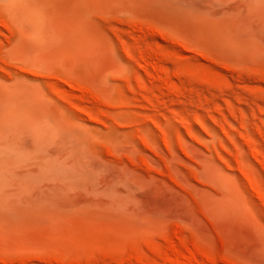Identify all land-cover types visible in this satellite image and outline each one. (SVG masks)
Returning <instances> with one entry per match:
<instances>
[{
	"label": "rangeland",
	"instance_id": "1",
	"mask_svg": "<svg viewBox=\"0 0 264 264\" xmlns=\"http://www.w3.org/2000/svg\"><path fill=\"white\" fill-rule=\"evenodd\" d=\"M0 264H264V0H0Z\"/></svg>",
	"mask_w": 264,
	"mask_h": 264
}]
</instances>
